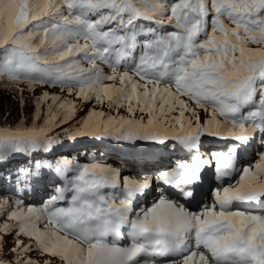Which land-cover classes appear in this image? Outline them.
I'll return each mask as SVG.
<instances>
[{
	"label": "snow or ice",
	"instance_id": "snow-or-ice-1",
	"mask_svg": "<svg viewBox=\"0 0 264 264\" xmlns=\"http://www.w3.org/2000/svg\"><path fill=\"white\" fill-rule=\"evenodd\" d=\"M0 80L21 105L37 87L73 97L44 91L31 124L0 127V163L32 158L12 177L16 198L0 195V264H41L34 252L59 264H264V0H0ZM65 124L69 140L143 141L185 156L122 184L94 155L35 159ZM207 169L211 204L191 211L159 191L137 209L154 183L196 202ZM49 175L59 182L47 200L26 205Z\"/></svg>",
	"mask_w": 264,
	"mask_h": 264
},
{
	"label": "rangeland",
	"instance_id": "rangeland-1",
	"mask_svg": "<svg viewBox=\"0 0 264 264\" xmlns=\"http://www.w3.org/2000/svg\"><path fill=\"white\" fill-rule=\"evenodd\" d=\"M105 70L107 71V68ZM21 87H25V86L21 85ZM44 91H47L49 94L61 95L65 99H69V100L73 99V97L67 96L66 93H61L59 88H52L48 86L37 87L35 92H28L27 90H25L24 93L27 96H31V101L34 102V97L40 95ZM47 103H51V101H48ZM76 103L79 109L80 102L77 100ZM93 103L94 101L91 103H87L84 105L83 110H78L75 119L79 120L81 117H84L87 113V110L92 107ZM34 106H35V102H34ZM46 112H47V106L44 105L42 108V116ZM121 114H124L123 110H121ZM113 115H115V113H113ZM201 117L203 119H206L207 114L201 112ZM62 126H65L66 128L69 127L68 124ZM56 139L57 142L52 152H44L45 157L43 158H40V156H42L41 154L35 153L33 154L34 158L47 159L53 162L60 159H67L69 161H78L83 164V163H88L89 158L94 155L102 163L117 169L121 173L120 180L122 182L125 176L132 178L131 174L137 176V178H132L136 180L142 181L147 178L154 179L155 175L158 174L159 171L174 166L173 161L175 159V155H173V153L170 150L168 151L162 150V146L152 145L143 141L137 142L136 145H131L125 142H116L108 139L100 140L92 137H83V138L78 137L75 140H69L67 138H56ZM207 144L208 143H206L205 145ZM210 144L212 146L211 148L219 147V142L210 143ZM259 147H260V141L259 139H257L254 143L253 153L255 152V150L259 149ZM205 151L206 152L204 153L205 155H207L209 149H205ZM90 152H92L93 155L89 154ZM138 158H142V159L140 161H137ZM31 163H32V158L23 154L14 155L7 162L0 163V166L6 169V172L0 174V195L6 196L10 202L16 198L13 195L15 182L12 179V177L15 175L16 170L18 168L30 166ZM158 164L164 165V167H158L154 169L153 167ZM137 167H140L141 169L138 170L136 169ZM50 177L52 178L50 179V181L43 180L40 184H38V186H35L34 191H29V194L23 197L26 205H31L37 208L43 205V203L47 200L48 195L52 191L53 184L59 182L53 176L50 175ZM210 180H212V178H210ZM49 183L51 185H49ZM160 188L161 187H159L157 184L154 183L151 189V193H152L151 195H159ZM41 189H44L46 193L39 194V192H43V190ZM212 190L213 189L209 188V190L206 191V194L199 195L200 198L201 197L203 198V200L199 201L201 207L203 204H211L213 202ZM105 191L118 192L119 189H115V190L106 189ZM206 198L208 199L206 200ZM149 200L151 201L152 198H149ZM149 200L148 203L150 202ZM145 204H142L140 207H144ZM242 206H237V208L242 210L243 209ZM140 207H138L137 209H139ZM41 227H43L42 224ZM6 239L9 242V246L5 247L4 249V259L12 260L14 258L13 254L9 251V247L11 246L12 243V238L6 237ZM127 243L129 242L123 244H127ZM30 255L34 260L39 259L41 261V264H43V261L45 260H51L53 261V264H59L58 258H54L49 255L40 256L39 253H35V252L31 253Z\"/></svg>",
	"mask_w": 264,
	"mask_h": 264
},
{
	"label": "trees",
	"instance_id": "trees-1",
	"mask_svg": "<svg viewBox=\"0 0 264 264\" xmlns=\"http://www.w3.org/2000/svg\"><path fill=\"white\" fill-rule=\"evenodd\" d=\"M46 87V86H45ZM24 103L21 105V96L18 92L12 89L6 80H0V127L2 126H12L14 127L21 120L25 123L31 124L33 115L36 111L34 102L31 101V96H27L23 93ZM38 123H43V116ZM65 126L55 128L52 132L53 136L56 138H66L63 134V129ZM59 134V135H57ZM78 138V137H77ZM83 138V137H80ZM42 156L45 157L44 152H40ZM89 154L93 155L92 152ZM6 172L4 167L0 166V174Z\"/></svg>",
	"mask_w": 264,
	"mask_h": 264
},
{
	"label": "bare ground",
	"instance_id": "bare-ground-1",
	"mask_svg": "<svg viewBox=\"0 0 264 264\" xmlns=\"http://www.w3.org/2000/svg\"><path fill=\"white\" fill-rule=\"evenodd\" d=\"M170 168V167H169ZM167 169V168H166ZM207 172V176H206V178H208V174H209V172L208 171H206ZM131 177L132 178H137V176H135V175H132L131 174ZM205 178V179H206ZM208 180H206V181H204V182H207ZM162 187H163V190H167V191H169V193L170 194H173L175 191H173V190H168L169 188H165V187H169V186H167V185H162ZM208 190V187L207 186H205V187H203L202 189H201V192H200V194L199 195H202V194H206V191ZM169 193H167V195H169ZM198 195V197H197V200H196V202H192V203H189V202H187L186 200H183L182 199V197L181 196H179V198H176L174 195L172 196L171 195V198L172 199H174V200H176V201H178L179 203H184L185 204V206L186 207H188L191 211H198L200 208H201V206H200V204H199V201H201V200H203V198L201 197L200 198V196ZM149 196V195H148ZM148 196H146L145 198H143L142 199V201H144L145 203H147V204H145V206L144 207H150V204H152V202L150 201L149 203H148V199H149V197ZM159 197V196H158ZM158 197L156 198V199H158ZM181 197V198H180ZM208 198H206V200H207Z\"/></svg>",
	"mask_w": 264,
	"mask_h": 264
}]
</instances>
